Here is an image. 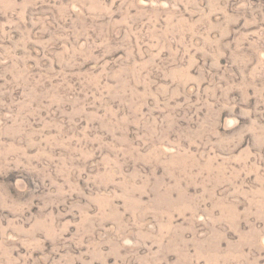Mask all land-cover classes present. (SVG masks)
<instances>
[{
	"label": "rangeland",
	"instance_id": "374dc122",
	"mask_svg": "<svg viewBox=\"0 0 264 264\" xmlns=\"http://www.w3.org/2000/svg\"><path fill=\"white\" fill-rule=\"evenodd\" d=\"M0 264H264V0H0Z\"/></svg>",
	"mask_w": 264,
	"mask_h": 264
}]
</instances>
